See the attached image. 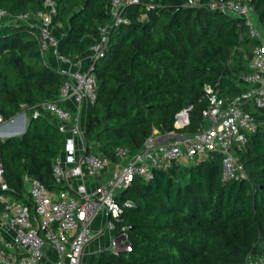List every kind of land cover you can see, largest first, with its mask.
Listing matches in <instances>:
<instances>
[{"label": "trees", "instance_id": "1", "mask_svg": "<svg viewBox=\"0 0 264 264\" xmlns=\"http://www.w3.org/2000/svg\"><path fill=\"white\" fill-rule=\"evenodd\" d=\"M137 1L121 7L124 23L115 25L111 0H59L52 28L57 46L45 50L42 32L29 25L46 12L42 0H0V116L10 121L41 111L23 135L0 140L5 181L18 200L25 176L51 191L64 189L54 181L53 166L66 135L42 105L57 104L74 124L72 103L61 97L71 81L61 72L62 59L79 64L105 28L103 56L86 63L97 78L86 155L117 162L116 148L136 155L155 130L194 134L203 122L207 86L226 98L247 89L244 77L262 44L250 27L264 37V0ZM212 4L225 9L212 10ZM244 7L247 13L240 12ZM25 15L31 20L19 19ZM184 109H190V124L179 130ZM256 117L257 132L236 148L247 178L224 182L218 152L196 165L154 169L148 181L135 178L118 197L131 250H104L89 264H245L248 255L264 256V110Z\"/></svg>", "mask_w": 264, "mask_h": 264}, {"label": "built area", "instance_id": "2", "mask_svg": "<svg viewBox=\"0 0 264 264\" xmlns=\"http://www.w3.org/2000/svg\"><path fill=\"white\" fill-rule=\"evenodd\" d=\"M58 1L42 0L46 12H40L39 20L34 24L43 34L45 50L47 45L53 48L57 46L52 28ZM125 3L139 2L111 0L110 8L115 25L124 23L121 7ZM189 4L198 6L196 2ZM238 8L239 6L235 9ZM211 9L224 11L225 6L212 4ZM240 12L247 13L246 7L240 9ZM19 19L31 20L28 15ZM250 31L253 37L262 40V44L254 50L249 75L244 77L247 89L237 96L226 98L216 89L207 86V107L203 110V122L200 123L198 132L165 134L173 137L170 140L165 139L163 143H158L150 137L143 151L136 155H130L128 149L116 148L115 157L121 169L111 180L95 190L89 189L90 184L86 182L85 177L104 173L110 159L102 155H86L85 137L80 130L78 119H75L73 124L70 115L57 104H43V110L59 119L57 127L66 135V147L55 161L53 177L58 187L67 185L64 189L54 192L39 179L25 176L26 192L24 197L18 200L5 181V170L0 163V264H82L84 249L95 238L91 227L96 216L103 213L110 221H119L123 212L118 200L120 194L130 187L135 178L150 180L154 169L167 170L172 164L196 165L211 153L218 152L223 155L224 182L247 178L243 163L237 159L236 148L246 147L248 138L259 128L256 113L264 110V37L262 38L260 32L252 25ZM108 35V28L103 29L100 44L91 49V62L103 56L108 44ZM62 61L65 64V68L61 70L62 74L71 77V81L62 89V99L79 106L84 102L93 105L97 97L94 66L86 68L79 64L74 65L66 59ZM189 110L184 109L177 116L175 127L179 130L190 124ZM39 117L41 111L36 110L34 115L28 118V122ZM11 123H16V117L6 121L0 116V129ZM71 179L77 181L75 187L70 184ZM126 205L131 204L128 202ZM130 250L128 234L122 229L114 238L113 252L118 255ZM245 264H264V256L248 255Z\"/></svg>", "mask_w": 264, "mask_h": 264}, {"label": "crops", "instance_id": "3", "mask_svg": "<svg viewBox=\"0 0 264 264\" xmlns=\"http://www.w3.org/2000/svg\"><path fill=\"white\" fill-rule=\"evenodd\" d=\"M36 22L37 21H32V23H36ZM91 58H92V53H91V51H89L86 53V55H84L81 62L79 63V66L81 65V67L87 68L89 65H87L86 63H90ZM85 103H88V102H84L82 104V106H79L74 102L72 103V105H70L72 108V111L74 113V116H75L74 118L78 119V121L80 123V130H81V110H82V107ZM88 104H90V103H88ZM25 119H27V120H25ZM25 124L28 125V117L24 116V114L20 115V117H18V119H16V123L13 125V127L8 126V127H6V129H3L0 131V139L5 140V139L10 138V137L23 135L24 132L26 131V127H27V125H25ZM81 131L84 133V137H85V135L87 133L86 129L81 130ZM172 137H173V135H161V136L157 135L153 138L156 139L158 143H163L165 141V139L170 140ZM120 169H121V167H119L117 165V162H113L110 160V164L108 165V167L104 173H102L100 175H96L95 178L94 177H88V176L85 177L86 182L90 184L89 189L95 190L101 184H104L106 181L111 180L112 177L114 176V174L119 172ZM76 183H77V181H75L73 179L70 180V184L72 186L75 187ZM66 185H64L62 188H65ZM105 219L108 220L107 225H106V230H110V229H113L114 227H118V230L120 229L119 232L122 229H124L126 231V228L122 226L123 219H120L119 221H116V220L110 221V219L108 217H106L105 214L99 213L96 216V220H95L94 225H92V227H91L92 233L94 236H96V234L99 232L100 233L103 232L102 226L105 223ZM108 224H109V227H108ZM109 235H111V237L115 236L114 232L109 233ZM96 238H94L93 241L91 243H89V245L84 249L85 255H84L82 264H89L90 261L92 260L93 256L97 255V253H101L104 250H108V251L113 252V244L111 245V248L108 249V248H106L104 240H102L101 243H99V242H97ZM114 238L115 237H112L113 243H114ZM51 257L55 258L54 255H51Z\"/></svg>", "mask_w": 264, "mask_h": 264}, {"label": "rangeland", "instance_id": "4", "mask_svg": "<svg viewBox=\"0 0 264 264\" xmlns=\"http://www.w3.org/2000/svg\"><path fill=\"white\" fill-rule=\"evenodd\" d=\"M254 21H255V19H253ZM33 21H35V19L33 18ZM29 25H31V26H34V23H29ZM53 30L54 29H52V32H53ZM92 105L91 104H88V103H85L84 105H83V107H82V110H81V130H85L86 128H87V126H88V124H89V120L91 119V116H92ZM202 114H203V112H202ZM18 117H20V115H18V116H16V119H18ZM28 117V116H27ZM28 118H30V117H28ZM30 120V119H29ZM27 125V124H26ZM13 127V123H11V124H8V125H6L3 129H6V127ZM3 129H0V131L1 130H3ZM158 135V131L157 130H155L154 131V134L151 136V138H153V137H155V136H157ZM165 135V134H164ZM166 141V140H165ZM96 177V176H95ZM94 177V178H95ZM107 219H105V223L103 224V226H102V231L103 232H99V233H97L96 234V236H95V238H96V240H97V242H99V243H101V241L102 240H104L105 241V245H106V248H108V249H110L111 248V245L113 244V242H112V237H115L116 236V234L119 232V230H118V227H114L113 229H110V230H106V225H107ZM105 230V231H104ZM114 232V235L115 236H112L111 237V235H109V233H113Z\"/></svg>", "mask_w": 264, "mask_h": 264}, {"label": "clouds", "instance_id": "5", "mask_svg": "<svg viewBox=\"0 0 264 264\" xmlns=\"http://www.w3.org/2000/svg\"><path fill=\"white\" fill-rule=\"evenodd\" d=\"M28 126V125H27ZM26 129H27V127H26Z\"/></svg>", "mask_w": 264, "mask_h": 264}]
</instances>
